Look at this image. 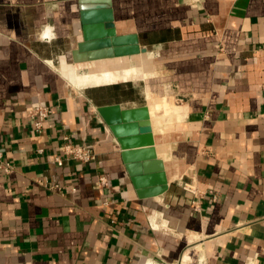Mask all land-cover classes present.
I'll return each mask as SVG.
<instances>
[{
    "label": "crops",
    "instance_id": "obj_1",
    "mask_svg": "<svg viewBox=\"0 0 264 264\" xmlns=\"http://www.w3.org/2000/svg\"><path fill=\"white\" fill-rule=\"evenodd\" d=\"M111 3L146 53L76 62L81 0H0V264H264V0ZM124 64L146 80L67 73ZM158 102L178 116L151 119L168 189L141 196L98 107ZM38 106L53 110L41 128ZM65 135L96 159L70 158Z\"/></svg>",
    "mask_w": 264,
    "mask_h": 264
},
{
    "label": "water",
    "instance_id": "obj_2",
    "mask_svg": "<svg viewBox=\"0 0 264 264\" xmlns=\"http://www.w3.org/2000/svg\"><path fill=\"white\" fill-rule=\"evenodd\" d=\"M83 41L74 50L76 62L95 61L146 53L137 34L118 35L111 0H81ZM91 5H104L90 7ZM122 149L123 160L141 196H157L168 189L164 161L155 147L148 106L123 108L121 104L98 107ZM150 184L153 188L145 189Z\"/></svg>",
    "mask_w": 264,
    "mask_h": 264
},
{
    "label": "built area",
    "instance_id": "obj_3",
    "mask_svg": "<svg viewBox=\"0 0 264 264\" xmlns=\"http://www.w3.org/2000/svg\"><path fill=\"white\" fill-rule=\"evenodd\" d=\"M222 50V48L220 47ZM53 110L48 106H38L33 108L32 114H37L40 117V121L36 122V127L41 128L45 120L50 119L52 116ZM62 150L66 153L70 158L79 160L83 163H89L96 159L95 152L89 147L84 144L75 142L72 137L69 135H65L62 141ZM57 161L59 164H62V158L58 156ZM4 165L0 164V169H2ZM7 170L10 169V165L7 164ZM99 184L102 186H108V179L105 175L98 176ZM183 188L190 192L193 195V206L195 209H200V198L202 196L201 190L193 183L185 182L182 184ZM159 264V263H153Z\"/></svg>",
    "mask_w": 264,
    "mask_h": 264
},
{
    "label": "rangeland",
    "instance_id": "obj_4",
    "mask_svg": "<svg viewBox=\"0 0 264 264\" xmlns=\"http://www.w3.org/2000/svg\"><path fill=\"white\" fill-rule=\"evenodd\" d=\"M138 58L141 59V56H138ZM140 63H141V61H140ZM111 69H113V68L106 67L105 65H103L101 68L102 74H100V75L97 74L98 69H96V68L94 70H92V72L89 74H86L88 69H83L79 72V74H83V75H78V81L76 82V85L88 87V86H96V85H100V84H111V83L119 82V81H114V79L111 78V74H110ZM118 72L120 73V75L125 77L124 80H122V81H126V80L134 78L131 81H128V83H133V84H137V83L140 84L141 83L140 80H146V78L149 74V72L146 70V67H141V65H140V69H134V68H131V67L126 66L124 64V66L122 67V70H118ZM115 90L118 92L117 93L118 96L125 97V96H129L131 94L130 88L126 89L123 86H121V87L118 86L117 88H115ZM162 102H160L161 104L158 107L161 110L164 108V104H163L164 102L163 103ZM158 104H159V102H158ZM177 118H178V116L175 114V112L170 110L168 117H166L165 115H160V116L157 115V118H156V116H155V123L160 124V123H163L165 120H169V119L173 120V119H177Z\"/></svg>",
    "mask_w": 264,
    "mask_h": 264
},
{
    "label": "bare ground",
    "instance_id": "obj_5",
    "mask_svg": "<svg viewBox=\"0 0 264 264\" xmlns=\"http://www.w3.org/2000/svg\"><path fill=\"white\" fill-rule=\"evenodd\" d=\"M67 73H68L69 77L71 78L72 83L76 84V82L78 81V74H76V73L74 74L73 71L72 72H67ZM110 74H111V78L114 79V81H119L120 82V81L124 80V78H125L124 76L120 75V73L116 69H111ZM160 104L161 103L159 102V104L157 103V105H155V107L150 109L151 119L153 120V122H155V116L157 118V115H156V113L154 111L156 109H159L158 107L160 106ZM172 111H174V110H172Z\"/></svg>",
    "mask_w": 264,
    "mask_h": 264
}]
</instances>
